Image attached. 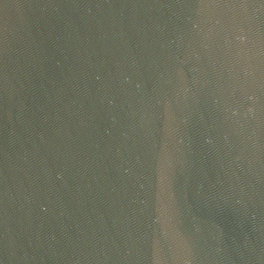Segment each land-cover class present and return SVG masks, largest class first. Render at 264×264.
<instances>
[{
	"label": "water",
	"instance_id": "water-1",
	"mask_svg": "<svg viewBox=\"0 0 264 264\" xmlns=\"http://www.w3.org/2000/svg\"><path fill=\"white\" fill-rule=\"evenodd\" d=\"M0 264H264V0H0Z\"/></svg>",
	"mask_w": 264,
	"mask_h": 264
}]
</instances>
